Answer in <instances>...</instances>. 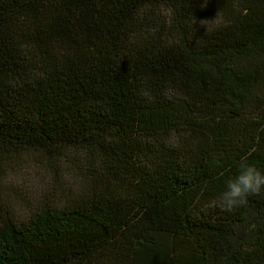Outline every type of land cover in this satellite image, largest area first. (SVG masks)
<instances>
[{
  "label": "trees",
  "instance_id": "obj_1",
  "mask_svg": "<svg viewBox=\"0 0 264 264\" xmlns=\"http://www.w3.org/2000/svg\"><path fill=\"white\" fill-rule=\"evenodd\" d=\"M0 264H264V0H0Z\"/></svg>",
  "mask_w": 264,
  "mask_h": 264
},
{
  "label": "rangeland",
  "instance_id": "obj_2",
  "mask_svg": "<svg viewBox=\"0 0 264 264\" xmlns=\"http://www.w3.org/2000/svg\"><path fill=\"white\" fill-rule=\"evenodd\" d=\"M51 183V176L35 157H25L8 167L0 164V206L6 202L14 212L29 210Z\"/></svg>",
  "mask_w": 264,
  "mask_h": 264
},
{
  "label": "clouds",
  "instance_id": "obj_3",
  "mask_svg": "<svg viewBox=\"0 0 264 264\" xmlns=\"http://www.w3.org/2000/svg\"><path fill=\"white\" fill-rule=\"evenodd\" d=\"M264 191V172L242 160L238 175L231 177L226 182L218 202L225 211H232L235 207L247 202L249 195L260 194Z\"/></svg>",
  "mask_w": 264,
  "mask_h": 264
}]
</instances>
